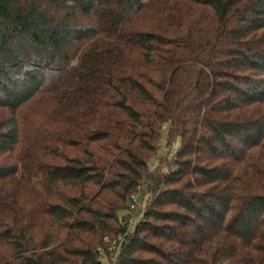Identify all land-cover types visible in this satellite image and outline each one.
<instances>
[{"label":"trees","instance_id":"1","mask_svg":"<svg viewBox=\"0 0 264 264\" xmlns=\"http://www.w3.org/2000/svg\"><path fill=\"white\" fill-rule=\"evenodd\" d=\"M110 253L264 264V0H0V264Z\"/></svg>","mask_w":264,"mask_h":264},{"label":"rangeland","instance_id":"2","mask_svg":"<svg viewBox=\"0 0 264 264\" xmlns=\"http://www.w3.org/2000/svg\"><path fill=\"white\" fill-rule=\"evenodd\" d=\"M139 196L140 195H138V197L136 198V201L138 202V205L139 206H137L136 204H135V208H134V210H135V213L134 214H137L136 216H133V217H131L129 220H132V221H137L138 219H140L141 217H142V214H140V213H143L144 212V207H140V204H141V200H139ZM133 204H134V202H133ZM134 223L135 222H131L130 223V227H133L134 226ZM114 255L112 254V253H110V255L107 257V256H103V260H104V264H108L109 262H112L111 260L113 259L112 257H113ZM109 260V261H108Z\"/></svg>","mask_w":264,"mask_h":264}]
</instances>
